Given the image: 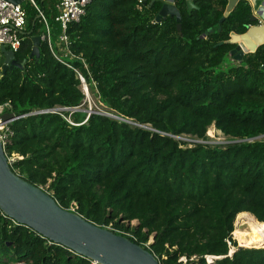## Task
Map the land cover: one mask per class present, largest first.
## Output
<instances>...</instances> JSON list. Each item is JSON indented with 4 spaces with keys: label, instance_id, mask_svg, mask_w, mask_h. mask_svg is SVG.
I'll list each match as a JSON object with an SVG mask.
<instances>
[{
    "label": "trees",
    "instance_id": "trees-1",
    "mask_svg": "<svg viewBox=\"0 0 264 264\" xmlns=\"http://www.w3.org/2000/svg\"><path fill=\"white\" fill-rule=\"evenodd\" d=\"M33 1L56 52L59 0ZM194 2L190 12L176 2L178 32L174 17L155 22L160 2L89 0L80 21L67 26L73 57L63 60L103 111L121 120L63 110L73 125L51 110L80 107L81 82L46 41L38 58L29 57L44 26L34 6L22 4L27 18L15 61L24 65L0 70V104L17 117L4 152L13 172L60 207L127 237L160 264H183L182 257L185 264H264V248H239L232 238L243 212L264 231V141L254 139L264 134V46L231 63L230 34L257 23L251 6L239 0L218 30L227 0ZM211 125L238 142L188 147L177 139L206 141ZM19 263L92 261L0 211V264Z\"/></svg>",
    "mask_w": 264,
    "mask_h": 264
},
{
    "label": "water",
    "instance_id": "water-1",
    "mask_svg": "<svg viewBox=\"0 0 264 264\" xmlns=\"http://www.w3.org/2000/svg\"><path fill=\"white\" fill-rule=\"evenodd\" d=\"M10 1L19 4L25 0ZM147 1L150 4L160 2V9L155 17V22L159 23L168 16L174 17L176 28L180 32L181 15L176 6V2L179 0H142L144 3ZM180 1L185 4L188 12L198 8L194 0ZM249 1L252 6L250 21L257 23L247 26V30L243 34L232 32L230 39L227 41V43L235 45V48L230 51V55L236 61H241L244 55L252 54L259 47L264 46V0ZM238 2L239 0H227L222 17L219 20L218 30H220L221 23L234 10ZM39 42V37L33 38V47L29 57L35 56L38 58ZM0 51L3 55L0 59L3 73L6 69L23 67L24 61L22 63L16 62L15 55L11 51L6 50L3 46L0 47ZM87 90L86 87L84 90L85 96L88 95ZM77 108L73 110L77 111ZM82 111L88 115L95 113L90 108ZM15 119L17 117L12 113L1 115V120L7 122L8 125ZM235 142L238 141L230 143ZM0 211L16 224L24 225L51 243L60 245L96 264H160L158 259L147 249L131 242L123 235L115 234L107 228L93 224L73 210L63 209L45 189L35 186L18 176L11 170L1 142ZM153 239L152 237L149 243L153 242ZM238 247L244 248L240 245ZM234 251V249L230 250L228 256H232Z\"/></svg>",
    "mask_w": 264,
    "mask_h": 264
},
{
    "label": "built area",
    "instance_id": "built-area-1",
    "mask_svg": "<svg viewBox=\"0 0 264 264\" xmlns=\"http://www.w3.org/2000/svg\"><path fill=\"white\" fill-rule=\"evenodd\" d=\"M38 12V17L41 19V22L44 26V32L39 37L40 40L46 41L54 57L65 64L67 67L73 69L77 74L78 79L81 82V86L86 89V84L81 76V74L74 69L69 63L63 60L64 57H73L69 51L70 41L66 33L67 26L72 23H77L80 21L81 17L85 14V7L89 3V0H59L56 4L57 16L55 21L60 24L61 33L58 36L59 51L56 52L53 50V46L50 40V27L44 17L43 13L37 8L33 0H28ZM26 12L23 9L22 5L14 4L10 0H0V47H5L6 50L11 51L14 55L17 53L21 47L22 41L24 40V31L26 26ZM2 53L0 51V59L2 58ZM1 70V66H0ZM10 104L8 102L0 104V142L3 147L8 142L11 131L7 122L1 120V115L4 113H10ZM73 109L67 108H57L51 110L52 112L59 113L68 123L74 124L70 116H64L61 112ZM109 114V113H108ZM105 115V114H104ZM111 115V114H110ZM109 115V116H110ZM114 116V115H112ZM121 120V118H119ZM9 163L11 162L8 159ZM229 245L230 243L227 242ZM213 257L205 256V261L211 263ZM180 261L183 264L186 263V259L182 257ZM92 264H96L92 262Z\"/></svg>",
    "mask_w": 264,
    "mask_h": 264
},
{
    "label": "rangeland",
    "instance_id": "rangeland-1",
    "mask_svg": "<svg viewBox=\"0 0 264 264\" xmlns=\"http://www.w3.org/2000/svg\"><path fill=\"white\" fill-rule=\"evenodd\" d=\"M27 2H28V0H25L23 3V5H26L27 4ZM59 51V50H58ZM232 62H236V60H231V63ZM227 66V64L225 63L224 65H223V68L224 67H226ZM87 87V86H86ZM81 89H82V91L84 92V88L83 87H81ZM88 91V90H87ZM85 93V92H84ZM91 109L93 112H96V113H101V114H105V115H110V114H108L107 112H105V111H103V109H102V107H101V105L97 102V98H96V96H94V94H92V93H90L89 91H88V95L87 96H85V100H84V102H83V104L80 106V107H78L77 108V111H81V112H83L82 110H87V109ZM67 111H69V110H67ZM70 111H75V110H70ZM109 117H112L113 119H118L119 120V118L118 117H116V116H112V115H110ZM206 136H207V140L206 141H202V142H205L204 144H209V145H220V146H224V145H226V144H228V143H230V138H228V137H226V136H224L220 131H218V130H216L215 128H214V126L213 125H211L209 128H208V130H207V132H206ZM179 139L178 140H180V141H184V142H186L187 144V146L188 147H191L193 144H196V143H201V140H197L195 137H191V136H188V135H183L182 137H178ZM256 140H263L264 141V134H263V136H260V137H258ZM13 159L11 158L10 159V161H12ZM240 222V223H239ZM237 221L236 219H235V222H234V229H236V228H241V229H244L245 228V226H243V225H241V223L243 222V221ZM240 225H239V224ZM132 226L133 225H135L136 224V222L135 221H132L131 223H130ZM237 226V227H236ZM234 232V231H233ZM232 238L235 240V242H236V245L238 246V242H237V240H236V238H235V235L232 233ZM151 241V238L149 239V242ZM247 248V247H246ZM255 248V247H254ZM232 249H234V247H232L231 246V248H230V250H232Z\"/></svg>",
    "mask_w": 264,
    "mask_h": 264
},
{
    "label": "bare ground",
    "instance_id": "bare-ground-1",
    "mask_svg": "<svg viewBox=\"0 0 264 264\" xmlns=\"http://www.w3.org/2000/svg\"><path fill=\"white\" fill-rule=\"evenodd\" d=\"M236 220L238 222L243 221L241 225L245 226L244 229L241 228L234 229L233 234L235 235L238 245L247 248L264 247L263 224H259L256 221L255 217H253L251 214L246 212L239 213L236 216Z\"/></svg>",
    "mask_w": 264,
    "mask_h": 264
},
{
    "label": "crops",
    "instance_id": "crops-1",
    "mask_svg": "<svg viewBox=\"0 0 264 264\" xmlns=\"http://www.w3.org/2000/svg\"><path fill=\"white\" fill-rule=\"evenodd\" d=\"M24 2V1H23ZM23 2H21L20 4L22 5V4H24ZM149 2V1H148ZM247 2L249 3V5L251 6V4H250V1L249 0H247ZM252 7V6H251ZM254 12V11H253ZM169 17V16H168ZM54 45H55V48L58 50L59 49V44H58V42H57V39L54 41Z\"/></svg>",
    "mask_w": 264,
    "mask_h": 264
}]
</instances>
